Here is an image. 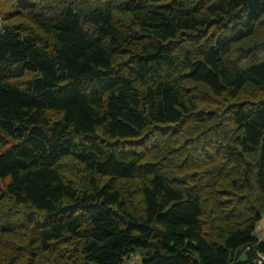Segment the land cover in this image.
<instances>
[{
  "label": "trees",
  "instance_id": "obj_1",
  "mask_svg": "<svg viewBox=\"0 0 264 264\" xmlns=\"http://www.w3.org/2000/svg\"><path fill=\"white\" fill-rule=\"evenodd\" d=\"M263 216L264 0H0V264H232Z\"/></svg>",
  "mask_w": 264,
  "mask_h": 264
},
{
  "label": "water",
  "instance_id": "obj_2",
  "mask_svg": "<svg viewBox=\"0 0 264 264\" xmlns=\"http://www.w3.org/2000/svg\"><path fill=\"white\" fill-rule=\"evenodd\" d=\"M173 178L175 179H183L186 180V174H175L173 176ZM246 249H250L253 252V256L256 259V261L258 262L259 259H262V262H258L259 264H264V254L262 252H260L257 248H255L252 244H245L243 246H241L235 254L234 260L232 262V264H236V260L238 258H240V256L242 255V253L244 251H246Z\"/></svg>",
  "mask_w": 264,
  "mask_h": 264
},
{
  "label": "built area",
  "instance_id": "obj_3",
  "mask_svg": "<svg viewBox=\"0 0 264 264\" xmlns=\"http://www.w3.org/2000/svg\"><path fill=\"white\" fill-rule=\"evenodd\" d=\"M258 262H262V259H259ZM123 264H143V263L137 255L131 253L130 255L124 257ZM236 264H250V263L244 262L243 259L240 257L236 260Z\"/></svg>",
  "mask_w": 264,
  "mask_h": 264
},
{
  "label": "crops",
  "instance_id": "obj_4",
  "mask_svg": "<svg viewBox=\"0 0 264 264\" xmlns=\"http://www.w3.org/2000/svg\"><path fill=\"white\" fill-rule=\"evenodd\" d=\"M254 234L259 240L264 239V216L257 222ZM240 257L242 259H246L245 251L242 253Z\"/></svg>",
  "mask_w": 264,
  "mask_h": 264
}]
</instances>
